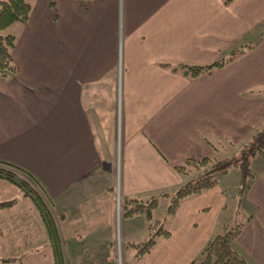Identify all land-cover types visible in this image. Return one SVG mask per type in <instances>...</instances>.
Here are the masks:
<instances>
[{
	"label": "crops",
	"instance_id": "obj_1",
	"mask_svg": "<svg viewBox=\"0 0 264 264\" xmlns=\"http://www.w3.org/2000/svg\"><path fill=\"white\" fill-rule=\"evenodd\" d=\"M27 1L26 19L3 28L14 35L15 70L0 76V158L37 177L60 237L102 251L113 196L169 199L188 175L173 164L234 152L264 125V0ZM244 42L252 45L191 78L161 63L206 62ZM250 159L253 177L239 193L251 217L232 246L264 264V153ZM228 186L216 178L182 198L143 264L197 256L229 224ZM121 214L128 226L133 213Z\"/></svg>",
	"mask_w": 264,
	"mask_h": 264
},
{
	"label": "trees",
	"instance_id": "obj_2",
	"mask_svg": "<svg viewBox=\"0 0 264 264\" xmlns=\"http://www.w3.org/2000/svg\"><path fill=\"white\" fill-rule=\"evenodd\" d=\"M226 2L228 0H222ZM29 2L27 0H0V76L6 71L13 72L15 65L12 61L10 48L13 45L14 35L4 32L3 28L12 21L23 22L28 14ZM264 24V21L261 23ZM261 25V26H262ZM250 42L237 43L225 50V55L202 63L198 62H161L172 70L180 71L186 77L191 78L200 73L222 65L235 54L250 47ZM264 153V125L251 132L250 136L234 152L220 157L211 158L210 155L198 157L185 156L181 161L172 165L177 173H188L183 180L169 195L164 208V215L151 217V209L156 204L157 195H149L145 198L133 195L122 197V212L130 214L141 212L146 218L147 233L141 239L129 241L132 247L135 261L133 264H143L142 257L149 251L156 239L166 236L168 229L166 219L170 217L179 201L213 185L217 174L227 171L230 166L238 167V188H246L253 172L249 169L248 161L253 154ZM192 172L190 173V171ZM0 177L17 186L22 195L27 196L35 207L49 247L51 264H66L62 249L61 239L57 227L56 215L54 214L50 199L37 177L28 169L19 164L0 158ZM163 193V192H161ZM14 198L0 200V206L9 205ZM233 222L224 224L219 231L208 237L199 249L198 255L188 260L186 264H247L242 254L232 246V241L241 230L245 222L251 217L250 212L238 208ZM2 261L7 257H1ZM129 264V263H128Z\"/></svg>",
	"mask_w": 264,
	"mask_h": 264
},
{
	"label": "rangeland",
	"instance_id": "obj_3",
	"mask_svg": "<svg viewBox=\"0 0 264 264\" xmlns=\"http://www.w3.org/2000/svg\"><path fill=\"white\" fill-rule=\"evenodd\" d=\"M257 128L258 127L250 130L244 138L241 139V142H245L251 132ZM240 145L235 144L233 150H236ZM222 155L215 154V156H210L213 159V157H220ZM254 156V158H259L261 155ZM255 165V161L250 159L248 163L250 170L254 169ZM191 172L192 170L190 173ZM238 174V167L230 166L226 174H217L216 176L219 183L226 186L229 185L226 188V192L232 194L227 196L228 199L225 206L226 216L229 215L228 220H226L227 223L233 222L237 215L236 210L238 208L243 209L241 207L243 197L239 192L243 193L245 188L244 186L238 188ZM1 182L0 200L8 197H16L18 201L11 206L9 205L12 202L6 206H0V229L2 230L0 233V264H51L49 248L35 207L32 205L30 199L22 195L19 188L13 183L4 178L1 179ZM105 190L106 189H104L103 194L104 199L105 196L109 194L107 190ZM124 196L130 195L123 194L122 197ZM122 197L120 196V204H118L116 196H113L111 226L108 225L109 220L106 224L104 223V229L110 232L104 236L105 244L102 251L92 249L93 246L90 247L81 244L79 242V236H72L73 234L70 232L62 234L60 237L61 249L66 264H133L136 262L132 247L128 244L126 245L125 242L127 237L130 240L133 239L132 241L144 237L147 233L145 228L146 221L142 218L141 223L137 213H133L126 221L128 222V226L123 225L125 221L121 214ZM158 199L155 206L151 209V217L161 218L163 215L168 196H161ZM233 203H235L234 209L232 207ZM107 207L108 205L104 200V210H106ZM126 226L128 227L129 235L124 236L123 231L125 230H123V227ZM219 230L220 228L218 231ZM3 255H12L13 257ZM1 257H7V260L2 261Z\"/></svg>",
	"mask_w": 264,
	"mask_h": 264
}]
</instances>
